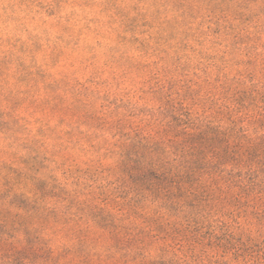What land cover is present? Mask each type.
Here are the masks:
<instances>
[{"label":"rangeland","instance_id":"obj_1","mask_svg":"<svg viewBox=\"0 0 264 264\" xmlns=\"http://www.w3.org/2000/svg\"><path fill=\"white\" fill-rule=\"evenodd\" d=\"M0 264H264V0H0Z\"/></svg>","mask_w":264,"mask_h":264}]
</instances>
